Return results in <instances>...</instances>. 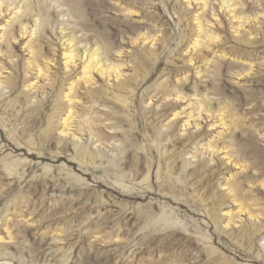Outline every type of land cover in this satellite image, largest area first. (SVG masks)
Returning <instances> with one entry per match:
<instances>
[{
    "label": "rangeland",
    "instance_id": "obj_1",
    "mask_svg": "<svg viewBox=\"0 0 264 264\" xmlns=\"http://www.w3.org/2000/svg\"><path fill=\"white\" fill-rule=\"evenodd\" d=\"M0 82V264H264V0H0Z\"/></svg>",
    "mask_w": 264,
    "mask_h": 264
},
{
    "label": "bare ground",
    "instance_id": "obj_2",
    "mask_svg": "<svg viewBox=\"0 0 264 264\" xmlns=\"http://www.w3.org/2000/svg\"><path fill=\"white\" fill-rule=\"evenodd\" d=\"M187 1V0H186ZM230 8V7H229ZM236 16V15H235ZM238 17V16H237ZM242 18V17H241ZM240 19V18H239ZM241 20V19H240ZM243 20V19H242ZM241 22V21H240ZM242 23V22H241ZM199 24V23H198ZM200 27V26H199ZM203 28V27H202ZM201 29V28H200ZM199 31V30H198ZM204 32V31H203ZM202 32V33H203ZM201 34V33H200ZM203 35V34H202ZM211 39V38H210ZM74 44V43H73ZM75 47V46H74ZM70 51V52H69ZM69 51H67V52H65V56H66V58H67V60H69V61H74L75 60V57H76V55H75V49H71V50H69ZM96 56V54H94L93 55V57L91 58V59H93L94 57ZM91 59H90V61H87L86 63H84L83 64V66H82V75H83V79H85L86 80V82H90L91 80H92V75H93V71H98V72H100L101 74L104 72V71H106L107 69H110L111 67H109V66H106V67H104V64H101L100 63V61H98V59H97V61H96V63H94V64H92V61H91ZM211 60V59H210ZM67 62V61H66ZM113 68V67H112ZM103 75V74H102ZM1 83V82H0ZM68 96V95H67ZM67 121H68V119H66L65 121H64V124L66 125L67 124ZM68 123H69V121H68ZM69 126V125H68ZM62 128H64V131H66V129H65V127H64V125H63V127ZM226 154H228V153H226V151H225V154H223L222 153V155H226ZM220 155V154H219ZM231 155H232V153H231ZM226 157V156H225ZM232 157V156H231ZM225 160L226 159H230V158H228V157H226V158H224ZM235 186V185H234ZM233 186V187H234ZM224 187V186H223ZM227 187V186H226ZM229 188H232V187H229ZM227 190V189H226ZM228 192H226L227 193V195L228 196H230V198L232 199V201L234 202V203H236L237 204V202L239 201L238 200V192H237V190L236 189H232V190H227ZM237 208H239V210H241V208H243L242 207V205H241V203L240 204H238V207ZM237 212V214H238V211H236ZM228 213V217H227V219L229 218V219H231V217H230V215H229V212H227ZM232 213V212H231ZM225 215H227V214H225ZM234 218V217H233Z\"/></svg>",
    "mask_w": 264,
    "mask_h": 264
}]
</instances>
